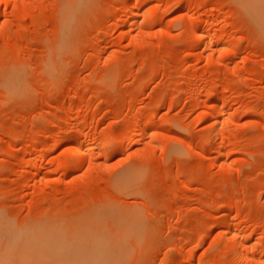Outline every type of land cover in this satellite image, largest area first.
<instances>
[{
	"label": "rangeland",
	"instance_id": "rangeland-1",
	"mask_svg": "<svg viewBox=\"0 0 264 264\" xmlns=\"http://www.w3.org/2000/svg\"><path fill=\"white\" fill-rule=\"evenodd\" d=\"M94 251L264 264V0H0V264Z\"/></svg>",
	"mask_w": 264,
	"mask_h": 264
},
{
	"label": "bare ground",
	"instance_id": "bare-ground-1",
	"mask_svg": "<svg viewBox=\"0 0 264 264\" xmlns=\"http://www.w3.org/2000/svg\"><path fill=\"white\" fill-rule=\"evenodd\" d=\"M136 7V6H135ZM65 10V9H64ZM66 10H68V9H66ZM134 10V9H133ZM132 11V10H131ZM67 12H69V11H67ZM133 12V11H132ZM136 12V11H135ZM135 12H134V14L133 15H135ZM136 18L137 17H134L133 19H135L136 20ZM131 132V131H130ZM131 134V133H130ZM93 148V147H92ZM91 147H90V145L87 143V144H83V145H76V146H72V148H71V152L72 153H74L75 154V160H76V162H78V160H79V158H78V152H86V151H88V150H91L92 149ZM75 163H73V165H74ZM73 165H69V170L66 172V173H68L71 169H72V167H73ZM233 237H235V236H233ZM235 238H237V237H235ZM234 238V239H235ZM99 240V239H98ZM100 245V244H99ZM84 253V252H83ZM98 254H97V252L96 251H94V252H85V254H83V261L85 260V264H102V261H100V258H98V256H97ZM95 258H97V259H99V261L100 262H98V260L97 259H95ZM77 264H82V262H80V260H79V262H77Z\"/></svg>",
	"mask_w": 264,
	"mask_h": 264
}]
</instances>
